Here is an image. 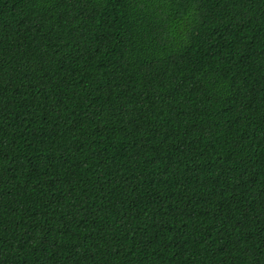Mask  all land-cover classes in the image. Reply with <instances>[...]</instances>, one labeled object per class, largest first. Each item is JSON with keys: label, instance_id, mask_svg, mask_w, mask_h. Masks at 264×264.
I'll return each instance as SVG.
<instances>
[{"label": "trees", "instance_id": "1", "mask_svg": "<svg viewBox=\"0 0 264 264\" xmlns=\"http://www.w3.org/2000/svg\"><path fill=\"white\" fill-rule=\"evenodd\" d=\"M0 264H264V0H0Z\"/></svg>", "mask_w": 264, "mask_h": 264}]
</instances>
